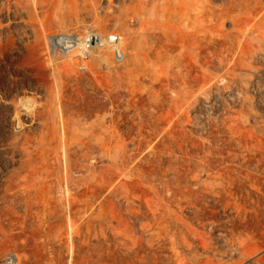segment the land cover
<instances>
[{
  "label": "rangeland",
  "instance_id": "1",
  "mask_svg": "<svg viewBox=\"0 0 264 264\" xmlns=\"http://www.w3.org/2000/svg\"><path fill=\"white\" fill-rule=\"evenodd\" d=\"M186 1L0 0V264H264V0Z\"/></svg>",
  "mask_w": 264,
  "mask_h": 264
},
{
  "label": "bare ground",
  "instance_id": "2",
  "mask_svg": "<svg viewBox=\"0 0 264 264\" xmlns=\"http://www.w3.org/2000/svg\"><path fill=\"white\" fill-rule=\"evenodd\" d=\"M156 1V0H155ZM166 0H164L165 2ZM171 2H176V4H179V6L181 7V16H180V19L185 21L186 19H191L193 18L197 23L202 21V22H206L207 19L204 15V13L202 11L196 13L194 16L191 15L190 13H188V11L184 8V3L187 2L186 0H167V2H165V7L164 8H159L157 6L153 7V15L155 16V18H158L159 16L163 15L164 17L167 15V7H168V4L171 3ZM143 20L145 21L146 19H148L145 14L141 15ZM151 21H149L150 23ZM162 25L164 26L163 22H162ZM178 26V25H177ZM57 44L59 45H63L65 46V48L67 49L68 47L70 48V46L72 45H68L67 43L69 42V39H70V36H66V35H61V36H57V37H53L52 38ZM48 41V40H47ZM119 41V40H118ZM121 42V41H120ZM109 43V41H108ZM107 43V45H108ZM99 44V41L94 44L93 48L94 50L92 51L95 56H97L98 58H102L103 57V53H104V48L100 45H97ZM57 46V45H56ZM79 46L77 45L76 49L78 48ZM80 48H82L80 46ZM79 48V49H80ZM59 49V48H58ZM78 50V49H77ZM85 50V49H84ZM90 51V50H89ZM190 51V50H189ZM61 52V51H60ZM90 53V52H89ZM77 54V53H76ZM82 54V53H81ZM26 104V103H25Z\"/></svg>",
  "mask_w": 264,
  "mask_h": 264
},
{
  "label": "built area",
  "instance_id": "3",
  "mask_svg": "<svg viewBox=\"0 0 264 264\" xmlns=\"http://www.w3.org/2000/svg\"><path fill=\"white\" fill-rule=\"evenodd\" d=\"M61 35L70 36L69 42L67 43L68 45H72L70 47L76 48L77 45L78 46L81 45L85 49V51H89V49L92 48L94 46V44H96L98 42V40H100L99 35L94 34V33L88 35L87 37L82 36V35L77 34V33H70V34L62 33L59 35L51 36L50 39H51L52 46L56 47V45H59L52 38L57 37V36H61ZM59 46H63V45H59ZM63 47H65V46H63ZM14 257H15V255H11L10 260H12Z\"/></svg>",
  "mask_w": 264,
  "mask_h": 264
}]
</instances>
